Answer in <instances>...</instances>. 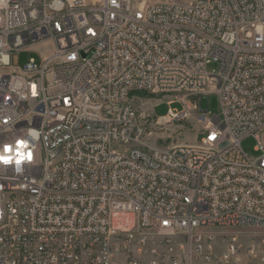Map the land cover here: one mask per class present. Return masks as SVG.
<instances>
[{
  "label": "built area",
  "instance_id": "2783aa9c",
  "mask_svg": "<svg viewBox=\"0 0 264 264\" xmlns=\"http://www.w3.org/2000/svg\"><path fill=\"white\" fill-rule=\"evenodd\" d=\"M0 155V264H264V0H0Z\"/></svg>",
  "mask_w": 264,
  "mask_h": 264
},
{
  "label": "rangeland",
  "instance_id": "374dc122",
  "mask_svg": "<svg viewBox=\"0 0 264 264\" xmlns=\"http://www.w3.org/2000/svg\"><path fill=\"white\" fill-rule=\"evenodd\" d=\"M31 59L39 61V55L36 50L34 52L23 51L19 55H16L13 59V65L20 67ZM219 68L220 64L218 62H212L207 67L210 73L218 71ZM138 98L134 103L138 109L139 119L146 130L145 142L149 146L167 147L183 144L190 145L200 142L202 138L200 135L202 133V126L197 122L193 111L186 119L169 122L163 118L169 109L166 97L162 95L151 96L139 94ZM189 105L193 110V103L190 102ZM202 107L203 110H208L211 115H220L221 105L218 94L212 93L204 97ZM172 108L181 111L183 110V105L177 102ZM157 117L161 118L158 119ZM255 145L256 140L252 137L242 142L243 149L251 157L258 156V153L254 150Z\"/></svg>",
  "mask_w": 264,
  "mask_h": 264
},
{
  "label": "snow or ice",
  "instance_id": "6c2138e0",
  "mask_svg": "<svg viewBox=\"0 0 264 264\" xmlns=\"http://www.w3.org/2000/svg\"><path fill=\"white\" fill-rule=\"evenodd\" d=\"M4 151L5 152H11L12 151L11 146L5 145L4 146ZM0 161H3L4 163H10L11 162L10 159L6 158L4 155H0ZM17 162H19V161H17Z\"/></svg>",
  "mask_w": 264,
  "mask_h": 264
}]
</instances>
